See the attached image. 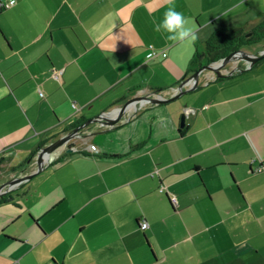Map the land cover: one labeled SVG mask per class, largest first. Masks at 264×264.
<instances>
[{
    "label": "crops",
    "instance_id": "crops-1",
    "mask_svg": "<svg viewBox=\"0 0 264 264\" xmlns=\"http://www.w3.org/2000/svg\"><path fill=\"white\" fill-rule=\"evenodd\" d=\"M15 1L0 8V191L86 138L0 198V264H264V60L101 116L173 97L217 32L252 35L264 0H174L185 42L154 31L168 0Z\"/></svg>",
    "mask_w": 264,
    "mask_h": 264
},
{
    "label": "water",
    "instance_id": "water-1",
    "mask_svg": "<svg viewBox=\"0 0 264 264\" xmlns=\"http://www.w3.org/2000/svg\"><path fill=\"white\" fill-rule=\"evenodd\" d=\"M242 59H245L249 63L248 68H245V69L236 68L232 72H230V74H229L230 76H233L235 74V72H244L247 70H251L258 62H260L261 60L264 59V51L260 52V54L259 53L258 54H250V53H247V52L240 50V51L228 56L224 60L217 61V62H211L210 64L201 67L192 76H190L188 79H186L185 81L182 82V84L179 86L176 94L171 98H165L164 96H159V97L158 96L157 97L145 96V97L139 98L137 100H134L133 102L129 103V105L126 106L125 108H120L119 110L113 111V112H107L101 116L104 118L114 117L117 119H121L124 116L131 114L132 111H135V109L138 107L140 102H149L151 104L154 103V104H164V105L167 103H170V102L178 99L179 97H181L185 93H187L189 91L192 92L193 90H195L197 87V83L199 81L198 79L201 77V75L205 71L210 70V69L214 70L215 73L217 74L218 78H225L226 76L220 72L221 69L225 68L230 63H233V62H236V61L242 60ZM156 95H159V93H156ZM84 127H85V125L76 128L72 133L61 138L60 140H57L54 144H52L48 148H46L44 150V153H42V155L40 157L39 168L32 174L25 175V176L20 177V178H15L11 182H9V184H7V186H6L8 188L0 191V198L11 193V191H14L19 185H21L24 182H27L33 176H35L39 172L43 171L45 168L44 166L46 165V163L48 161L49 155L53 151H55V150L57 151V149L64 147L66 144L70 143L72 140H76L79 138H83V139L86 138V136H84L82 134V129Z\"/></svg>",
    "mask_w": 264,
    "mask_h": 264
},
{
    "label": "trees",
    "instance_id": "trees-1",
    "mask_svg": "<svg viewBox=\"0 0 264 264\" xmlns=\"http://www.w3.org/2000/svg\"><path fill=\"white\" fill-rule=\"evenodd\" d=\"M263 40L264 22L253 30L250 37L243 34L241 30L234 28L219 31L209 40L208 49L211 54L209 61L217 62L224 60L228 56L240 51L243 47L257 44ZM263 60L257 64H260Z\"/></svg>",
    "mask_w": 264,
    "mask_h": 264
},
{
    "label": "clouds",
    "instance_id": "clouds-1",
    "mask_svg": "<svg viewBox=\"0 0 264 264\" xmlns=\"http://www.w3.org/2000/svg\"><path fill=\"white\" fill-rule=\"evenodd\" d=\"M168 8L163 18L159 21L153 20L154 31L161 33L166 41H195L197 39L195 30L189 26L188 19L180 11L176 10L174 0H168ZM155 53L150 52L148 59L151 60Z\"/></svg>",
    "mask_w": 264,
    "mask_h": 264
},
{
    "label": "built area",
    "instance_id": "built-area-1",
    "mask_svg": "<svg viewBox=\"0 0 264 264\" xmlns=\"http://www.w3.org/2000/svg\"><path fill=\"white\" fill-rule=\"evenodd\" d=\"M15 4H16V1H15V0H12V1L8 2V3H0V8H1V9H9V8H11L12 6H14ZM156 51H157V50H155V48L153 49V47H150L149 53H150V52L155 53V55L153 56V58H155V57L158 55V52H156ZM149 53H148V55H147V58H148V56H149ZM162 55H163L164 57H166V54H165V53H163ZM153 58H152V59H153ZM92 151H93L94 153H98V150H97L96 147H93V148H92ZM258 171H259V172H264V163L258 168ZM171 200H172V203H173L174 205H177L178 201H177V197H176V196H172ZM147 228H148V224H146V223L141 224V229L146 230Z\"/></svg>",
    "mask_w": 264,
    "mask_h": 264
},
{
    "label": "rangeland",
    "instance_id": "rangeland-1",
    "mask_svg": "<svg viewBox=\"0 0 264 264\" xmlns=\"http://www.w3.org/2000/svg\"><path fill=\"white\" fill-rule=\"evenodd\" d=\"M264 48V40L261 42V44L258 46V47H245V50L247 53H250V54H255L259 49H262ZM241 51H244V50H241ZM245 52V51H244ZM243 61H246L245 59H242ZM249 65V63H248Z\"/></svg>",
    "mask_w": 264,
    "mask_h": 264
}]
</instances>
